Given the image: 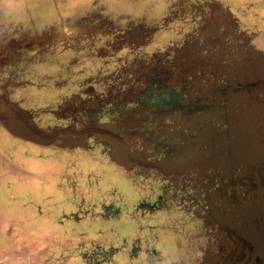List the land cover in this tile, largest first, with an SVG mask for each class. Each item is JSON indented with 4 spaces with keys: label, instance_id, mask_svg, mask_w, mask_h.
Masks as SVG:
<instances>
[{
    "label": "rangeland",
    "instance_id": "obj_1",
    "mask_svg": "<svg viewBox=\"0 0 264 264\" xmlns=\"http://www.w3.org/2000/svg\"><path fill=\"white\" fill-rule=\"evenodd\" d=\"M88 1L0 0V264H264V0Z\"/></svg>",
    "mask_w": 264,
    "mask_h": 264
},
{
    "label": "flooded vegetation",
    "instance_id": "obj_2",
    "mask_svg": "<svg viewBox=\"0 0 264 264\" xmlns=\"http://www.w3.org/2000/svg\"><path fill=\"white\" fill-rule=\"evenodd\" d=\"M3 2H4V4H9V3H12L14 0H2ZM176 0H174V2H175ZM88 3H89V1L88 0H81V3H80V7L77 9V10H79V11H81V10H84L85 8H86V6L88 5ZM170 5H172V3L170 4ZM169 4H166V5H163V6H160V7H158V8H155L154 9V11L152 12V11H150V12H148V13H150L152 16H154V17H157V15H159V14H161V13H164V12H174V13H178V12H186L185 11V9L183 8V5H182V7H181V9L179 10V8H175V9H172V10H170L169 11V9H171ZM13 6H15V4L13 5ZM177 6H178V4H177ZM176 6V7H177ZM193 6H197V4H194ZM179 7V6H178ZM113 10L114 11H122V7L121 6H118V7H115V8H113ZM131 11V10H130ZM188 11V10H187ZM133 13H135L134 11H133ZM194 13H195V15H197V18H200V16H199V14H200V9L198 8V9H194ZM169 15V14H168ZM132 16H137V15H132ZM165 18V17H164ZM166 18H167V16H166ZM191 20H194V19H191ZM133 21V20H132ZM137 22H135L134 24H132L133 22H131V20L130 19H126L125 21H118V26L120 27V26H126L127 28L124 30V31H122L121 29H119V32L118 33H115V34H118V36H116L115 38V40L117 41V43L118 44H120V43H123V42H131V39L134 37V36H136V34L135 33H137L138 31L140 32V35H141V33H143V31L141 30V28H142V24L144 23L142 20H136ZM32 22H35V21H32ZM143 22V23H142ZM178 22H179V19H178ZM189 23H191V22H189ZM193 23H195V20L194 21H192V23L191 24H193ZM132 24V25H131ZM145 25H146V23H144ZM165 27V26H164ZM123 28H125V27H123ZM179 28H181V27H177V26H173V29H179ZM178 32V31H177ZM114 34V35H115ZM136 38H137V36H136ZM165 39L167 38V37H164ZM168 40V39H167ZM166 40V41H167ZM80 49H81V47H80ZM78 51H79V48H78ZM71 52H73V53H75V54H77V50L76 49H72L71 50ZM120 55H118V56H116L115 57V60H117V58L119 57ZM89 128H91V129H93L92 127H89ZM65 130V131H64ZM62 131H64V132H72V131H74L75 132V130L74 129H69V128H65V129H62ZM58 132H60V130L58 131Z\"/></svg>",
    "mask_w": 264,
    "mask_h": 264
},
{
    "label": "crops",
    "instance_id": "obj_3",
    "mask_svg": "<svg viewBox=\"0 0 264 264\" xmlns=\"http://www.w3.org/2000/svg\"><path fill=\"white\" fill-rule=\"evenodd\" d=\"M169 0H160L159 3H160V6H163V5H166L168 4ZM158 6V5H157ZM159 6V7H160Z\"/></svg>",
    "mask_w": 264,
    "mask_h": 264
}]
</instances>
